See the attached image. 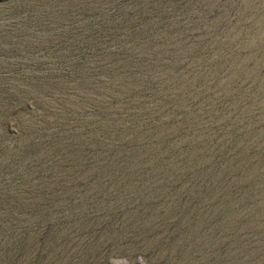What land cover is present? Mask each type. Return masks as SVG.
I'll use <instances>...</instances> for the list:
<instances>
[{
	"label": "rangeland",
	"instance_id": "374dc122",
	"mask_svg": "<svg viewBox=\"0 0 264 264\" xmlns=\"http://www.w3.org/2000/svg\"><path fill=\"white\" fill-rule=\"evenodd\" d=\"M0 264H264V0H0Z\"/></svg>",
	"mask_w": 264,
	"mask_h": 264
}]
</instances>
